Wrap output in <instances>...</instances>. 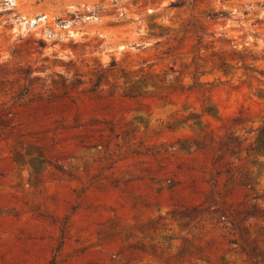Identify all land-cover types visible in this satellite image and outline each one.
Instances as JSON below:
<instances>
[{
	"label": "rangeland",
	"instance_id": "obj_1",
	"mask_svg": "<svg viewBox=\"0 0 264 264\" xmlns=\"http://www.w3.org/2000/svg\"><path fill=\"white\" fill-rule=\"evenodd\" d=\"M263 93L264 0H0V264H264Z\"/></svg>",
	"mask_w": 264,
	"mask_h": 264
},
{
	"label": "trees",
	"instance_id": "obj_2",
	"mask_svg": "<svg viewBox=\"0 0 264 264\" xmlns=\"http://www.w3.org/2000/svg\"><path fill=\"white\" fill-rule=\"evenodd\" d=\"M211 18L215 19L218 17L217 14H213L210 16ZM263 73V72H262ZM264 95V93H263ZM254 151H262L264 153V127H262L259 131L258 137L256 139V145L253 148Z\"/></svg>",
	"mask_w": 264,
	"mask_h": 264
}]
</instances>
